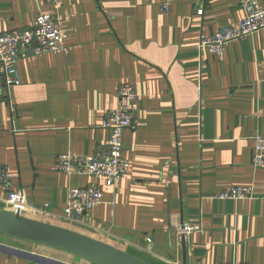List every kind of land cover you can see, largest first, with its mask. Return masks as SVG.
Masks as SVG:
<instances>
[{"label":"crops","instance_id":"crops-1","mask_svg":"<svg viewBox=\"0 0 264 264\" xmlns=\"http://www.w3.org/2000/svg\"><path fill=\"white\" fill-rule=\"evenodd\" d=\"M39 10L54 11L0 0V33L30 27ZM58 13L67 51L20 60L10 86L0 65V163L13 174L12 190L43 208L33 217L152 264H184L177 231L190 222L199 229L186 237V264H264V167L253 165L255 136L264 135V29L228 44L223 57L199 46L244 17L241 0H65ZM123 83L139 94L123 137L129 176L107 186L56 170L60 154L105 144L102 124ZM71 185L99 187L103 202L67 220ZM232 185L253 195L220 199ZM7 196L0 191V208ZM37 246L0 234V264H95Z\"/></svg>","mask_w":264,"mask_h":264},{"label":"built area","instance_id":"built-area-1","mask_svg":"<svg viewBox=\"0 0 264 264\" xmlns=\"http://www.w3.org/2000/svg\"><path fill=\"white\" fill-rule=\"evenodd\" d=\"M39 5L46 4L53 12H37L30 27L0 33V65L7 86L19 83L17 64L22 59L34 56L67 51L65 40L67 34L62 26L58 13L65 0H35ZM245 11L244 17L236 24L218 28L210 37L202 36L199 46L209 49L212 55L223 57L228 44L244 39L264 29V4L259 0H241ZM164 11L169 10V1L162 4ZM203 14V8L198 9ZM118 103L107 111L102 126L110 130V137L105 144L93 154L78 155L72 152L57 157L56 170L68 174H85L114 186L130 174L131 162L123 155V137L126 129L133 124V116L138 109L139 94L134 84L123 83L118 91ZM253 165L264 167V135L255 136ZM13 174L7 165L0 163V191L8 192L5 209L19 210L25 214H36L44 211L34 204L23 191L12 190ZM253 195L250 186L232 185L224 188L220 199H243ZM103 202L102 190L94 185L69 186L65 207V218L73 220L76 215L90 212ZM29 215V216H31ZM199 226L184 222L179 226L177 237H187ZM151 242V239H148ZM217 264H246L243 262H226Z\"/></svg>","mask_w":264,"mask_h":264},{"label":"water","instance_id":"water-1","mask_svg":"<svg viewBox=\"0 0 264 264\" xmlns=\"http://www.w3.org/2000/svg\"><path fill=\"white\" fill-rule=\"evenodd\" d=\"M0 234L75 255L95 264H152L73 228L0 208ZM186 264V237L181 238Z\"/></svg>","mask_w":264,"mask_h":264},{"label":"rangeland","instance_id":"rangeland-1","mask_svg":"<svg viewBox=\"0 0 264 264\" xmlns=\"http://www.w3.org/2000/svg\"><path fill=\"white\" fill-rule=\"evenodd\" d=\"M25 215H31L28 213H25ZM31 217H33V214L31 215ZM9 241L13 240V239H7ZM37 248V250L41 251L43 254H46L48 256H52V257H56V258H62V259H69V260H73L75 261L74 257H71L70 255H67L66 253H62L60 251L48 248V247H43V246H37L35 247Z\"/></svg>","mask_w":264,"mask_h":264}]
</instances>
